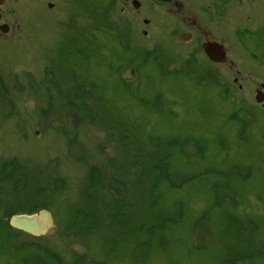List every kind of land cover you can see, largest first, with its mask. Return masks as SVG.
Instances as JSON below:
<instances>
[{"label":"rangeland","instance_id":"rangeland-1","mask_svg":"<svg viewBox=\"0 0 264 264\" xmlns=\"http://www.w3.org/2000/svg\"><path fill=\"white\" fill-rule=\"evenodd\" d=\"M132 1L1 8L0 264H264V68ZM42 209L45 236L9 224Z\"/></svg>","mask_w":264,"mask_h":264},{"label":"flooded vegetation","instance_id":"flooded-vegetation-1","mask_svg":"<svg viewBox=\"0 0 264 264\" xmlns=\"http://www.w3.org/2000/svg\"><path fill=\"white\" fill-rule=\"evenodd\" d=\"M9 1L0 0V32L5 35L10 33V26L4 22L1 8ZM149 5L158 10L159 19L162 14L168 16L170 31L175 35L177 33L182 46L192 47L195 44L194 52L203 56L208 67L222 66L233 55L235 60L229 63L234 68L238 67L236 62L240 61L241 56L250 57L264 68V0L132 1L133 8L141 15L145 9L148 10ZM49 7L54 8V5L50 4ZM155 19L141 17L142 23L146 25L143 35L149 36V26L155 24ZM2 26L8 28L6 32L1 29ZM250 70L252 74H257L258 69ZM134 73L136 76L135 69ZM241 73L240 70L236 71L238 76ZM239 81L240 78L235 76L234 82L237 84ZM239 86L243 89V85ZM261 87L255 90L254 99L263 108L264 83H261Z\"/></svg>","mask_w":264,"mask_h":264},{"label":"water","instance_id":"water-1","mask_svg":"<svg viewBox=\"0 0 264 264\" xmlns=\"http://www.w3.org/2000/svg\"><path fill=\"white\" fill-rule=\"evenodd\" d=\"M1 29L6 32L8 28L2 26ZM134 76V69L129 68L124 73L123 79L130 80ZM9 224L17 230L38 238L47 235L56 226L53 214L47 209H42L35 214H14Z\"/></svg>","mask_w":264,"mask_h":264}]
</instances>
